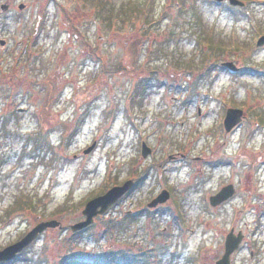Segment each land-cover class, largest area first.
<instances>
[{"label": "rangeland", "instance_id": "374dc122", "mask_svg": "<svg viewBox=\"0 0 264 264\" xmlns=\"http://www.w3.org/2000/svg\"><path fill=\"white\" fill-rule=\"evenodd\" d=\"M243 1L0 0V250L61 223L12 264L111 251L214 264L232 227L246 234L233 263L264 264V0ZM229 107L244 120L227 133ZM130 178L133 192L71 230ZM228 184L233 198L212 207ZM162 189L170 200L148 208Z\"/></svg>", "mask_w": 264, "mask_h": 264}, {"label": "water", "instance_id": "95a60500", "mask_svg": "<svg viewBox=\"0 0 264 264\" xmlns=\"http://www.w3.org/2000/svg\"><path fill=\"white\" fill-rule=\"evenodd\" d=\"M219 2L223 0H217ZM230 4L233 6L243 7L245 3L242 0H229ZM19 9H24L25 4L21 3L18 6ZM0 9L2 11H6L9 9L8 4H1ZM0 45L4 46L5 41L0 39ZM264 45V35L261 36L257 41V46ZM227 66L230 69H236V66L233 62L223 63V66ZM243 110L238 108H229L227 110L224 126L226 131H231L236 125H238L243 118ZM95 145L91 146L86 152L91 151ZM151 148L147 146L146 143H143L142 146V154L143 156H147L151 153ZM133 185V181H126L123 185L114 186L109 189L105 194L99 195L91 200H89L82 213L85 218L76 224L71 226L73 231H78L88 227L93 223L94 218L97 215L103 214L106 210L114 204L120 197H122L126 192H128ZM236 190L232 184L222 187V189L217 192L215 195L210 197V203L212 206H218L230 197L235 194ZM170 198V193L167 190H163L152 202L149 203V207H155L160 203L166 202ZM61 223L58 220H48L42 221L38 223L31 231H29L24 237L15 243L8 245L4 249L0 250V263L7 262L13 260L18 253L28 247L42 232L47 229L60 227ZM243 235L239 233L236 235L234 231H231L226 238L225 241V252L222 257L216 261L215 264H232L231 262V254L239 247L242 241Z\"/></svg>", "mask_w": 264, "mask_h": 264}, {"label": "trees", "instance_id": "16d2710c", "mask_svg": "<svg viewBox=\"0 0 264 264\" xmlns=\"http://www.w3.org/2000/svg\"><path fill=\"white\" fill-rule=\"evenodd\" d=\"M58 264H129V260L126 259V255H118L117 253L111 251L102 255L94 256L92 258L64 256Z\"/></svg>", "mask_w": 264, "mask_h": 264}, {"label": "flooded vegetation", "instance_id": "af4514ba", "mask_svg": "<svg viewBox=\"0 0 264 264\" xmlns=\"http://www.w3.org/2000/svg\"><path fill=\"white\" fill-rule=\"evenodd\" d=\"M224 2H225V1H224ZM232 198H233V197H232ZM232 198H231V199H232ZM231 199H229V200H228V201H226L225 203L229 202ZM225 203H224V204H225ZM245 237H246V234H245ZM245 237H244V240H243V242H242L241 246L244 244ZM241 246H240V247H241ZM251 255H252V257H253V251L251 252ZM233 264H234V263H233Z\"/></svg>", "mask_w": 264, "mask_h": 264}]
</instances>
